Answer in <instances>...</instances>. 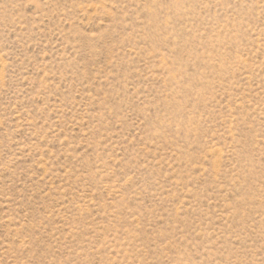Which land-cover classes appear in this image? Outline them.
<instances>
[{
    "label": "rangeland",
    "instance_id": "1",
    "mask_svg": "<svg viewBox=\"0 0 264 264\" xmlns=\"http://www.w3.org/2000/svg\"><path fill=\"white\" fill-rule=\"evenodd\" d=\"M0 264H264V0H0Z\"/></svg>",
    "mask_w": 264,
    "mask_h": 264
}]
</instances>
